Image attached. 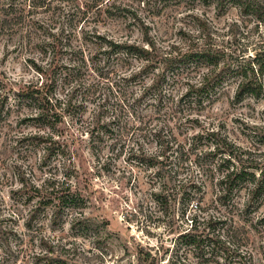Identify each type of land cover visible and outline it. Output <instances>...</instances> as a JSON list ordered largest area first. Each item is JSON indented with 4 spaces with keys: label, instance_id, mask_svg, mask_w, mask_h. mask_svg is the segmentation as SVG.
I'll list each match as a JSON object with an SVG mask.
<instances>
[{
    "label": "trees",
    "instance_id": "obj_1",
    "mask_svg": "<svg viewBox=\"0 0 264 264\" xmlns=\"http://www.w3.org/2000/svg\"><path fill=\"white\" fill-rule=\"evenodd\" d=\"M197 1L212 4L218 16L229 7L236 9L238 20L232 25L237 28V22H254L259 30L255 42L258 51L236 56L227 52L215 43L208 19L198 15L193 18L200 35L193 37L191 32L182 31L187 44L168 42L164 46L165 40L152 36L149 26L135 13L140 41L102 32L100 23L127 14L115 0H0V36L18 45L25 42L43 56L40 65L29 59L40 77L35 83L0 77V93L7 99V84L16 86L11 89L17 99L15 106L31 111L17 124L32 122L35 127L16 136L14 147L20 146L26 153L40 149L43 165L53 159L61 168V176L49 171L40 184L27 177L25 170L15 168L20 183L16 191L29 206L26 226L46 209L51 210L54 226L72 212L73 224H85L90 192L87 182L81 185L75 142L86 135L95 168L107 172L111 163H100V144L106 139L128 141L129 150L123 152L122 145L114 155L119 158L123 153L130 169L150 173L151 200L160 212L156 219L168 218L171 232L183 225V221L176 223L179 218L187 220V226L177 232L173 247L175 255L186 248L197 260L174 255L161 264H253L247 243L256 224L250 216L264 197V161L245 158L240 147L220 134L219 128L190 134V125L206 127L189 112L194 107L201 110L206 101L213 102L218 88L231 79L237 84L235 102L246 96L260 98L264 90V0ZM201 67L206 70L191 82L187 74ZM4 106L5 102L0 114ZM261 137L264 141V133ZM202 141L214 144V148L199 149L206 145ZM149 143L156 149H147ZM191 154L198 170L191 166L181 170L179 162L189 160ZM260 163L262 169L257 173L253 169ZM215 174V202L226 209L225 213L207 218L197 213L185 216L193 201L200 210L202 178L213 179ZM242 189L246 199L240 207L234 203V194ZM175 205L179 213L170 214ZM263 221L264 216L258 223ZM219 226H226V233L220 232ZM81 227L88 228L87 224Z\"/></svg>",
    "mask_w": 264,
    "mask_h": 264
},
{
    "label": "rangeland",
    "instance_id": "obj_2",
    "mask_svg": "<svg viewBox=\"0 0 264 264\" xmlns=\"http://www.w3.org/2000/svg\"><path fill=\"white\" fill-rule=\"evenodd\" d=\"M115 1L127 10V14L124 18L108 19L100 23L99 29L102 32L115 36L128 35L131 39L140 41V25L138 21H134L132 14L135 13L149 26L152 36L165 40L164 46L168 42L179 46L187 44L182 31L191 32L193 37L200 35L197 19L193 18L198 15L208 19L210 29L214 30L212 36L216 40L215 43L224 46L227 52L236 56L251 55L258 51L255 42L259 39V30L254 28V22L247 20L237 22L238 28L233 26V20H238V15L232 7L218 16L212 4L204 5L197 0ZM229 29L232 32H229ZM246 32L248 34L245 35ZM15 42L6 36H0V77L16 78L21 82H37L40 77L29 63V59L40 65L43 56L39 51L29 49L25 42L20 45ZM205 70L206 68L201 67L196 73L190 72L187 76L194 82L201 71ZM235 81L236 79L228 80L223 87L218 88L217 97L213 102L206 101L201 110L194 107L189 112V116L198 117L206 127L205 129L190 125L189 133H196L199 129L205 132L207 129L219 128L220 134L240 147V152L245 158L263 162L264 141L261 136L264 133V90L258 99L246 96L242 101L235 102ZM12 88L16 86L8 83L5 88L10 90L7 91V99L0 93V106L5 102L0 114V264H161L170 256L174 258L176 246L173 247V241L177 232L187 226V220L185 222L184 218H179L176 223L183 221V225L171 232L167 225L168 218L160 217V221L156 219L160 212L151 200L150 173L141 172L137 168L130 169L131 166L126 163L123 153L119 158L114 155L118 148L122 149V145L123 152L129 150L128 141L106 139L100 144V163H111L107 172L95 168L96 161L93 162L86 135L82 136L84 138L81 141L75 142L80 155L79 161L76 162L82 173L81 185L87 182L90 192L88 195L91 205L84 211L88 218L85 222L87 229L81 227L85 225L82 221L73 224V212L63 217L60 225H52L50 209L41 212L29 227L26 226L29 206L24 203L21 192L16 191L20 189L16 169L19 171L20 167L25 170L27 177L40 184L50 173L61 176V168L58 166L59 162L53 159L50 164L47 162L43 165L40 149L26 153L24 148L14 147L16 136L33 131L35 127L31 125L32 122L17 124L19 118L31 111L25 106H15L17 99L12 94ZM184 88L185 86L181 87L182 90ZM201 143L206 144L199 146V149L204 150H212L214 145L204 141ZM145 147L156 149L150 143ZM194 160L195 155L191 154L189 160L179 162V165L183 166L181 170L188 166L198 170L194 166ZM261 169L260 163L253 170L259 173ZM30 171L32 172L29 173ZM217 176L215 174L213 179L203 176L204 186L198 193L202 197L200 210L195 208L193 201L185 216L190 218L192 214L197 213L207 218L210 215L225 213L226 209L215 202L214 183ZM245 199L244 189L234 194V203H240V207ZM178 209L179 206L175 205L170 214L179 213ZM262 216L264 197L260 206L250 216L256 221L247 243L253 264H264V221L263 224L258 223ZM219 227L220 232L226 233V226ZM175 256L191 262L197 260L186 248L179 249Z\"/></svg>",
    "mask_w": 264,
    "mask_h": 264
}]
</instances>
